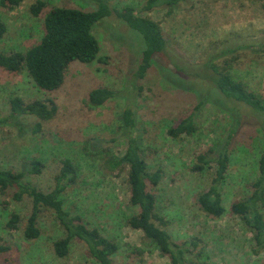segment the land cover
Masks as SVG:
<instances>
[{"label": "rangeland", "instance_id": "374dc122", "mask_svg": "<svg viewBox=\"0 0 264 264\" xmlns=\"http://www.w3.org/2000/svg\"><path fill=\"white\" fill-rule=\"evenodd\" d=\"M43 1L41 14L34 16L31 6L37 0H24L16 7L0 0V20L7 26L0 39V53L25 52L38 44L45 33V16L54 7L95 8L91 0ZM145 1L110 3L114 9L126 5L139 9ZM143 14L161 24L169 43L168 52L155 57L143 78L137 76L144 48L142 36L115 12L95 25L94 34L101 44L98 59L74 62L54 92L38 89L25 69L10 72L0 68V168L27 172L32 160H41V174L27 177L47 191L56 184L61 161L72 158L79 169L77 179L64 192L65 208L118 243L115 264H171L156 244L143 239L141 230L128 224L129 217L138 213L130 204L128 167L111 170L106 165L109 155L121 156L126 150L128 137L120 118L130 108L136 128L143 133L149 168L162 171L159 184H149L157 198L156 211L167 222L163 225L158 220L157 224L176 242L200 238L208 264H264V248L256 247L252 229L232 211L235 201L250 195L251 185L259 176L257 161L264 146L261 126L250 116L242 135L230 147L231 160L222 188L226 212L221 217L207 214L197 201L212 182L214 165L203 171L194 169L197 156L226 139L233 123L229 113L214 103L220 96L212 91L213 83L207 78L213 69L202 65L204 51L210 42L232 32L253 38L264 35V0H189L172 10L160 6ZM171 52L189 71L185 78L194 82L190 89L182 88L178 81H167L161 74V63L173 66ZM197 72L204 77L196 78ZM231 73L264 97V61L243 57L231 67ZM97 87L112 89L118 96L92 106L89 93ZM200 95L206 104L196 110ZM15 96L26 103L42 100L50 106L53 101L57 112L50 120L27 113L14 117L11 99ZM192 113L196 125L192 135L173 138L168 134L170 127ZM96 141L101 147L91 151L89 146ZM31 211L28 196L15 201L11 193L0 194V246L8 247L0 253V264H100L88 256L85 244L78 239H73L67 257L56 255L54 241L64 237L65 230L52 210L40 213V237L26 240L24 230ZM11 212L21 217L16 230L7 228Z\"/></svg>", "mask_w": 264, "mask_h": 264}, {"label": "trees", "instance_id": "16d2710c", "mask_svg": "<svg viewBox=\"0 0 264 264\" xmlns=\"http://www.w3.org/2000/svg\"><path fill=\"white\" fill-rule=\"evenodd\" d=\"M23 1L5 0L11 7H16ZM91 1L95 3V8L91 10L76 6L54 7L49 10L44 19L45 33L40 42L25 52L0 53V68L10 72H21L25 69L38 89L54 92L61 87L67 69L74 62L92 63L98 59L101 44L94 34L95 25L115 12L130 29L142 36L144 48L137 76L139 79L143 78L154 64L155 57L169 50L168 39L161 24L143 13L160 6L172 10L189 2V0H146L139 9L131 5L114 9L110 0ZM44 7L45 2L37 0L31 6V12L34 16H39ZM6 32V24L0 20V39ZM171 53H173L171 62L173 66L161 63V74L167 81H178L177 84L182 88L190 89L194 82L185 78L190 74L189 71L178 64L179 56L174 52ZM247 56L264 61V35L253 38L232 32L210 42L204 51L202 65L213 69L212 74L207 78L213 83L212 91L220 96V99H215L214 103L227 111L233 121L226 139L199 154L198 163L194 168L203 171L208 166L214 165L212 182L198 195L197 201L204 212L215 218L221 217L226 212L222 188L231 160L230 147L237 137L242 135L240 133L244 122L249 121L251 116L256 124L261 126L260 130L264 136V97L236 79L231 73V67ZM194 75L196 78L204 77L203 73L199 72ZM209 94H207L208 97L211 96ZM115 96H118L116 91L97 87L89 93V104L95 107L100 106ZM50 103V106L42 100L26 103L22 98L15 96L11 99V114L17 117L27 113L41 120H50L57 112L54 102L50 101ZM205 104L206 100L201 97L196 110H200ZM194 117L195 114L192 113L176 126L170 127L168 134L173 138L192 135L196 130ZM120 119L123 133L128 137L127 147L121 156L109 155L106 165L111 170L128 167L130 204L138 208V213L129 217V226L141 230L143 239L150 244H156L160 252L169 257L171 264H208V256L200 238L193 237L190 240L176 242L167 229L157 224L158 220L163 225L167 222L156 211L157 198L149 190V184L157 186L162 179V171L152 172L149 168L144 156L143 133L136 128L133 110L127 108ZM39 129L38 124L36 131ZM89 147L91 151H97L101 146L99 147L96 141ZM61 163L56 184L47 191L28 180L27 177L30 174H41L44 166L41 160H32L27 172L0 168V194L11 193L15 201H22L25 196L31 199L32 211L24 230L26 240H35L40 237V213L43 209L52 210L65 230V236L55 240L53 244L59 258L67 257L73 239H78L85 244L89 257L100 264H115V256L119 251L118 243L104 236L99 228L90 227L81 215H73L65 208L64 192L68 184L77 179L79 168L70 157L64 158ZM257 168L259 176L251 185L250 195L235 201L232 204V211L245 220L254 233L256 247L262 249L264 248V146L258 155ZM20 220L18 213L11 212L7 228L18 229ZM7 250L8 247L0 246V253Z\"/></svg>", "mask_w": 264, "mask_h": 264}]
</instances>
